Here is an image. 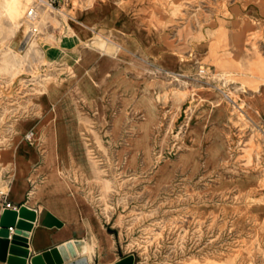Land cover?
<instances>
[{"label":"rangeland","instance_id":"rangeland-1","mask_svg":"<svg viewBox=\"0 0 264 264\" xmlns=\"http://www.w3.org/2000/svg\"><path fill=\"white\" fill-rule=\"evenodd\" d=\"M11 145L136 264H264V0H0Z\"/></svg>","mask_w":264,"mask_h":264},{"label":"crops","instance_id":"crops-1","mask_svg":"<svg viewBox=\"0 0 264 264\" xmlns=\"http://www.w3.org/2000/svg\"><path fill=\"white\" fill-rule=\"evenodd\" d=\"M68 54L56 53L51 57L63 60V63H76L81 56L78 51ZM39 122L35 119L31 125L37 126ZM23 123L24 125L21 126L23 128L30 126V122ZM25 133L22 134V138ZM40 141L46 142V137L41 132ZM19 147L24 156L17 152ZM0 154L2 155L0 189L6 188V198L15 208L24 205L35 211L33 226L27 237L30 256L76 239L86 241V252L83 255L86 256L88 264H114L122 257L133 254L122 252L118 248L112 233H109L95 216L81 194L69 192L61 183L54 185L56 183L52 180L53 175L56 174L54 170L49 172L44 183L45 173L37 172L42 165V160H38L39 156L35 158L20 145L2 148ZM1 172L4 177L1 176ZM58 186L63 190L61 191ZM3 209L5 208L0 202V214ZM0 264L7 263L0 261ZM134 264H136L135 255Z\"/></svg>","mask_w":264,"mask_h":264},{"label":"water","instance_id":"water-1","mask_svg":"<svg viewBox=\"0 0 264 264\" xmlns=\"http://www.w3.org/2000/svg\"><path fill=\"white\" fill-rule=\"evenodd\" d=\"M35 211L22 205L17 209L5 208L0 214V261L7 264H88L83 254L86 241H67L40 254L29 255L28 239ZM80 257L77 258V256ZM72 259V260H70ZM114 264H134L129 254Z\"/></svg>","mask_w":264,"mask_h":264},{"label":"built area","instance_id":"built-area-1","mask_svg":"<svg viewBox=\"0 0 264 264\" xmlns=\"http://www.w3.org/2000/svg\"><path fill=\"white\" fill-rule=\"evenodd\" d=\"M60 0H39V4L43 6H47L51 9H57V3ZM37 6L38 4H33L28 8V10L25 13V18L26 20H32L36 13H37ZM23 139L28 142V143H33L34 141V132L33 130H28L24 135ZM0 202L3 204L4 208H9V209H17L15 208L14 205H12L6 198V191H3L0 189Z\"/></svg>","mask_w":264,"mask_h":264},{"label":"bare ground","instance_id":"bare-ground-1","mask_svg":"<svg viewBox=\"0 0 264 264\" xmlns=\"http://www.w3.org/2000/svg\"><path fill=\"white\" fill-rule=\"evenodd\" d=\"M35 18H37V14H36L35 17L32 19V22H33V20H34ZM28 21H29V20H28ZM30 21H31V20H30ZM30 21H29V22H30ZM30 23H31V22H30ZM28 29L31 30V29H32V25H31V26L29 25ZM32 31H33V30H32ZM219 113H221V112H219ZM221 114H223V113H221ZM33 142H34V141H33Z\"/></svg>","mask_w":264,"mask_h":264}]
</instances>
